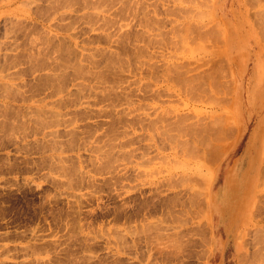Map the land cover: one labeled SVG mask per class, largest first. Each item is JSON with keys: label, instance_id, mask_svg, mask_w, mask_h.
Returning <instances> with one entry per match:
<instances>
[{"label": "rangeland", "instance_id": "1", "mask_svg": "<svg viewBox=\"0 0 264 264\" xmlns=\"http://www.w3.org/2000/svg\"><path fill=\"white\" fill-rule=\"evenodd\" d=\"M258 165L264 0H0V264H264Z\"/></svg>", "mask_w": 264, "mask_h": 264}, {"label": "bare ground", "instance_id": "2", "mask_svg": "<svg viewBox=\"0 0 264 264\" xmlns=\"http://www.w3.org/2000/svg\"><path fill=\"white\" fill-rule=\"evenodd\" d=\"M169 67V66H168ZM120 69V68H119ZM255 89V88H254ZM259 128V127H258ZM221 132V131H220ZM221 136V135H220ZM198 140V139H197ZM210 140V139H209ZM258 142V141H257ZM207 146V145H206ZM250 149V148H249ZM252 149V148H251ZM210 150V149H209ZM213 152V151H212ZM250 152V151H249ZM256 152V151H255ZM251 153V152H250ZM251 155V154H250ZM255 155V154H254ZM261 155V154H260ZM249 157V156H248ZM245 164V163H244ZM247 165V163H246ZM250 168V167H249ZM259 168V169H258ZM248 169V168H247ZM258 170V172H257ZM256 173L258 174V177H257V181H259L260 177H263L264 178V166L261 167L260 165H258L256 167ZM255 175V174H254ZM248 176V175H247ZM255 177V176H254ZM255 179V178H254ZM262 179V178H261ZM264 181V180H263ZM246 182V181H245ZM239 184V183H238ZM171 185V184H170ZM238 186V185H237ZM248 188V187H246ZM254 188V187H253ZM249 190V189H248ZM254 190V189H253ZM249 192V191H248ZM242 193V192H241ZM254 193H255V190H254ZM237 199H238V194H237ZM241 199V198H240ZM238 201V200H237ZM193 202V201H192ZM233 202V201H232ZM194 205V204H193ZM198 205V204H197ZM232 206V205H231ZM235 207V206H234ZM224 213V212H223Z\"/></svg>", "mask_w": 264, "mask_h": 264}]
</instances>
